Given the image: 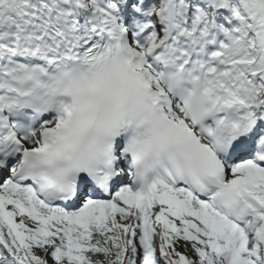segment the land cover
<instances>
[{
	"label": "snow or ice",
	"instance_id": "snow-or-ice-1",
	"mask_svg": "<svg viewBox=\"0 0 264 264\" xmlns=\"http://www.w3.org/2000/svg\"><path fill=\"white\" fill-rule=\"evenodd\" d=\"M0 264H264V0H0Z\"/></svg>",
	"mask_w": 264,
	"mask_h": 264
}]
</instances>
